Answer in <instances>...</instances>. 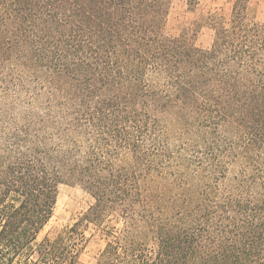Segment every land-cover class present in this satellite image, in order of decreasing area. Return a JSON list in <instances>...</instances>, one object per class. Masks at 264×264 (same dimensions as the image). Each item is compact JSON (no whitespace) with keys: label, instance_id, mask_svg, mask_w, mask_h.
Masks as SVG:
<instances>
[{"label":"trees","instance_id":"1","mask_svg":"<svg viewBox=\"0 0 264 264\" xmlns=\"http://www.w3.org/2000/svg\"><path fill=\"white\" fill-rule=\"evenodd\" d=\"M171 0H0V264H264V17ZM202 27V26H201ZM92 200L40 237L58 187Z\"/></svg>","mask_w":264,"mask_h":264},{"label":"rangeland","instance_id":"2","mask_svg":"<svg viewBox=\"0 0 264 264\" xmlns=\"http://www.w3.org/2000/svg\"><path fill=\"white\" fill-rule=\"evenodd\" d=\"M233 0H171L164 25V35L175 39L187 35L198 49H208L213 32L202 25L203 18L210 13L228 16ZM250 15L260 21L264 17V0H248ZM202 26V27H201ZM91 198L78 186L58 187L56 204L51 219L40 237L54 236L65 227L73 225L88 210ZM86 242L80 254V264H96L99 254L106 244V237L93 225L84 227Z\"/></svg>","mask_w":264,"mask_h":264}]
</instances>
